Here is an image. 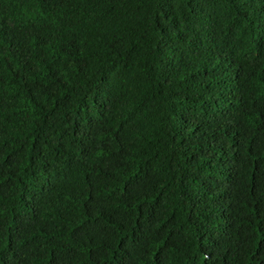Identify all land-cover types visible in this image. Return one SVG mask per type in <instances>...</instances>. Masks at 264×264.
<instances>
[{
    "label": "trees",
    "instance_id": "trees-1",
    "mask_svg": "<svg viewBox=\"0 0 264 264\" xmlns=\"http://www.w3.org/2000/svg\"><path fill=\"white\" fill-rule=\"evenodd\" d=\"M0 264H264V0H0Z\"/></svg>",
    "mask_w": 264,
    "mask_h": 264
}]
</instances>
